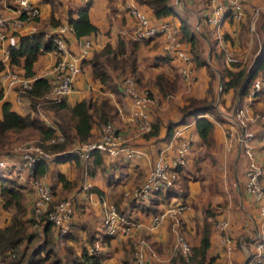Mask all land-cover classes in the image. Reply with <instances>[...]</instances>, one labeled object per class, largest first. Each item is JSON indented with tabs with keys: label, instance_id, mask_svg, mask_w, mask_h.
<instances>
[{
	"label": "crops",
	"instance_id": "1",
	"mask_svg": "<svg viewBox=\"0 0 264 264\" xmlns=\"http://www.w3.org/2000/svg\"><path fill=\"white\" fill-rule=\"evenodd\" d=\"M27 1L38 8L39 15L21 22L13 34V39L17 44L19 34L44 29L46 35L49 36L50 33L55 32L58 25L69 24L67 22L69 11H72V15L76 16V10L84 7L87 1H90L88 16L90 22L97 27V31L80 37L71 31L64 34L69 52L77 57L80 52L78 42L80 40L91 42L90 56L81 61L82 87L79 91L82 96L79 100L106 97L109 104L115 108L112 113V123L118 129L125 143L133 148V154L123 157L122 162H119L114 169L108 168L107 165L102 168L93 164L92 173L87 175L81 168V164L84 162L82 159L78 163L73 160L60 163L50 161L48 171L38 176L52 187L54 199L72 198L76 202L69 234L61 239L59 235L53 234V240L56 243L54 253L58 264H81L80 261H73L68 247L77 255L86 250L87 255L98 256L101 264H134L132 237H127L119 231L112 235H104L102 232L103 203L109 201L115 204L119 217L134 221L136 226H133L132 233L145 239L151 250L155 252L154 255H151L148 248L143 250L144 257L153 264H181L183 262L173 248L175 237L172 229L173 212L167 211L169 207L178 203L187 207L183 213L176 214V217L179 221L180 231L192 247L200 243L204 222L210 224V245L204 264H244L247 253L255 249L252 242L255 232L259 229L260 216L258 204L243 188L246 160L243 155L239 154L235 138L228 135L225 130L229 126V122L227 124L215 121L213 131L215 146L210 150L206 149L201 142L193 123L186 125L184 131L191 134L192 145L184 171L173 188L175 195L170 196L169 199L158 201L154 206L148 204L143 207L140 204H134L125 192L141 183L149 168L148 156H155L158 150L168 142L163 139L166 130L165 124L168 119L174 120L178 117L179 107L186 102L187 97H204L209 84L211 92L216 96L222 70L235 69L234 65H227L224 62L223 48L226 47L232 51L240 60L249 58L251 48L259 41V34L264 32L263 24V28H261V23H264V0H241L245 11L242 22H232L227 15L218 28L219 30L208 22V24L206 23V16L211 9L208 0H170L176 14L161 19L167 20L177 28L181 22H187L190 31L195 36L196 48L186 40L182 41V46L191 57L197 51L201 61L207 63L197 65L192 58L196 66V82L199 83L191 90L188 87L189 84L179 76L178 62L160 54L161 36L139 41L133 76L136 77L140 86L150 89L154 98L153 104L147 108L150 118L157 121L159 125L158 134L151 136L142 134L138 130L137 124L132 120L129 99L120 93H113L106 89L98 79L92 76V67L89 61L94 51L101 50L107 43L112 48H117L120 40L124 42L126 52L118 57H125L130 49L131 32L136 24L129 8L131 6L145 8L153 15L151 8L136 0ZM16 2V0H0V10L10 19L17 16ZM254 8L259 10L257 16L253 15ZM127 10L129 14L126 12ZM51 17L54 20H59V24L52 26L50 24ZM5 31L9 36L13 33L7 27H5ZM262 41L263 45L264 40L262 39ZM9 45L8 38L0 41V74L7 69L23 73L21 68L10 65L8 61ZM260 49L261 45L254 53V60ZM55 60L54 51H45L39 54L33 65L35 74L32 77H46L50 81ZM78 60H81L80 57ZM210 71L213 72L212 77ZM108 72L113 81H120L122 74L120 75L117 69L108 70ZM159 74L164 75L174 85L176 83L172 91L164 94L159 90V87L154 83ZM222 97V108H219L217 104V112L220 114H225L224 108L235 107L240 103L239 98L235 97L231 89L225 92ZM2 101L9 102L11 110L17 113L36 114L46 123H51V111L43 108L33 110L29 97L25 94L19 95L12 88L3 89V97L0 102ZM253 103L258 110L264 112V102L261 96L256 98ZM67 104L74 105L68 102ZM259 128L260 125L257 124L255 130H259ZM91 132L92 141L98 136L97 127L93 126ZM11 134L14 133L10 132L9 136ZM251 143L256 156L262 160L264 158V141L254 139ZM8 144L12 147L18 145L15 140ZM171 152L169 149L168 154ZM60 174L64 176L66 184H63L64 180L59 178ZM191 174L195 176L194 179H190ZM88 187L98 188L100 193L91 191ZM33 198L34 193L30 188H26L23 200L26 207L25 217L30 216ZM163 212L165 214L159 219L157 225L149 229L153 216ZM10 214L11 212L2 208L0 198V227L8 223ZM222 217L228 221L229 233L232 237L228 245L221 244L220 232L215 228V221ZM239 238H243V241ZM40 239L41 235L35 237L36 241ZM90 248H95V253H91ZM45 263L50 264L49 259ZM0 264H9V258L6 257L5 262ZM183 264L190 263L183 262Z\"/></svg>",
	"mask_w": 264,
	"mask_h": 264
},
{
	"label": "built area",
	"instance_id": "2",
	"mask_svg": "<svg viewBox=\"0 0 264 264\" xmlns=\"http://www.w3.org/2000/svg\"><path fill=\"white\" fill-rule=\"evenodd\" d=\"M17 1V16L13 19L8 18L0 10V41L8 38L9 49L16 48L18 44L13 39L15 30L24 19H32L39 15V10L27 0ZM210 3V12L207 22L214 28H220L223 20L230 15L234 21H241L245 16L241 0H208ZM130 13L136 20L135 27L131 32L132 40L153 39L162 37L160 54L167 56L178 62V70L182 79L191 84L197 80L196 66L191 55L182 46L180 40L181 34L176 26H172L167 20L148 17V15L135 6H131ZM258 8L253 9V15L257 16ZM12 30V35L5 31ZM71 31L70 24H60L56 27L54 33H50L55 49L56 60L52 66L51 87L43 97L44 102L58 101L65 98V95L73 88V82L76 75L81 71V61L91 54V42L89 40H80L79 56L72 55L66 45L64 34ZM224 62L227 65L240 63L242 60L233 54L226 47L223 48ZM80 57L81 60H78ZM255 61V60H254ZM253 61V63H254ZM252 63V64H253ZM251 65H249L250 67ZM264 61L259 68L258 74L254 77L245 100L235 106L231 113L222 114L229 122L225 128L227 134L232 135L238 145L239 154L245 157L244 167V190L251 196L254 202L258 204L259 229L255 232L253 238L254 250L247 253L244 264H257L261 260L264 250V158L258 159L255 154L252 140L259 139L264 141V129L259 134L255 126L264 124V112L256 109L252 105V99L263 87L264 81ZM35 78L26 77L18 71L4 70L0 74V86L14 89L19 95L31 88ZM221 86V85H220ZM120 89L122 95L129 99L131 105V118L137 124L141 133L151 129V122L148 108L154 102V98L148 87L140 86L135 77L131 74H125L120 79ZM184 126L176 128L171 138L165 146L160 149L155 157L149 158V168L140 184L125 192L132 201L147 202L153 195L159 191H165L172 187L179 178L180 171L187 163V155L191 149V134L184 131ZM63 140L62 134H57L48 140H30L14 146L13 151L16 156L3 154L0 156V168L10 171L13 176L21 183H28L29 188L34 193L32 217L33 224L41 221L43 218L51 222L60 233L66 232L74 216V199L63 198L53 201L54 195L51 186L40 177H29L27 174L40 159H47L54 156L55 153L49 152L45 146L60 142ZM171 149V154L168 150ZM73 152L83 161H88L94 153L104 154L110 161L117 158H123L133 154V148L127 144L116 126L110 122L101 124L98 136L95 140L86 141L80 144L72 145L60 153L66 154ZM187 209L182 203L169 207L167 211L173 212V232L175 252L181 255L183 262L190 260V244L183 233L180 231L179 221L176 214L183 213ZM165 212L153 216L151 227H155L159 219ZM102 232L104 235H112L120 232L127 237H132L131 246L134 257V264H153L143 255V250L148 248L151 255H154L147 241L132 232L133 226H136L132 220H124L119 217L115 204L111 201L103 203ZM215 228L220 232V242L228 245L232 240L229 233V224L226 218H218L215 221ZM243 238H239L242 240ZM95 248H90L91 253H95ZM181 262V264H183Z\"/></svg>",
	"mask_w": 264,
	"mask_h": 264
},
{
	"label": "trees",
	"instance_id": "3",
	"mask_svg": "<svg viewBox=\"0 0 264 264\" xmlns=\"http://www.w3.org/2000/svg\"><path fill=\"white\" fill-rule=\"evenodd\" d=\"M136 1L150 7L153 15L157 19L176 14L170 0ZM89 4L90 1H87L84 7L77 9L76 16L72 15V11L68 12L67 22L71 25L73 33L77 37L97 31V27L93 25L89 20ZM208 15L206 16V23ZM228 16L230 20H232V22H242L234 21L230 17V15ZM59 22V20H54L53 17L50 18V24L52 26L58 25ZM178 29L181 34L180 40L189 41L193 46L195 45L196 48L195 36L193 32L190 31L187 22H181ZM262 37V39L264 40V34H262ZM139 41L142 40H131L130 49L127 52L126 56L123 58L122 56L118 57V55L126 52L125 45L122 40L119 41L117 48H112L111 45L107 43L101 50L96 52L94 51L92 53L91 59L89 60L92 67V76L95 79H98L106 89L112 91L113 93H120L122 95L120 89V81H113L108 70L117 69L119 74H122V76H124L125 74L133 75L136 64V50ZM54 49L55 46L52 41V36H47L44 29L25 34H19L18 46L16 48L9 49L8 61L10 65L21 68L23 70V73L20 72L21 74L26 77H32L35 74L33 65L37 60L38 55L45 51H54ZM165 57L167 59H171L167 56ZM192 58L196 61L197 65H205L207 63L201 61L202 59L197 54V51H195ZM255 60H257V68L250 71L249 77H246L249 70L247 64L240 65V63H233L235 67L234 70H222L221 92L218 106L219 104L223 105L222 96L230 89L234 92L235 97L237 96L239 98V104H241L245 100L252 81L258 74L259 68L264 61V44L262 45ZM178 73L180 78L182 79L179 70ZM210 73V76L212 77L213 72L210 71ZM154 83L164 94L172 91V89L175 88L174 86L176 85V83L174 85V83H172L162 74L156 76ZM50 87L51 82L48 78L38 77L35 78L32 82L31 88L23 92L22 95H27L31 100V106L33 110H37L36 101L38 100V98L43 97L47 92H49ZM259 96H261L264 102V86L252 99V105L254 104L253 101L256 100V98H258ZM2 97L3 88L0 86V99H2ZM218 106L216 107L215 105V93L211 92V85L209 84L207 88V94L204 97H187L186 102L181 107H179L178 117L174 120H167L165 124L166 130L163 139H165V141H168L173 135V132L176 128L192 122L205 148L208 150L213 149V147L215 146V139L213 135L215 121L218 120L228 124L227 119L222 114L217 112ZM253 107L256 108L254 105ZM233 108V106L226 107L224 108V112L231 113ZM43 109L51 111V123H46L42 118L36 116V114L34 115L30 113H17L16 111L11 110L10 103L7 101H4L2 104V112L0 116V155H17V152L14 151H10V153L5 151L6 147L9 146L8 140L10 132L16 133L18 135L32 134L37 136L39 140H48L53 136H57V134L63 135L62 141L51 143L45 146V149L47 151L55 153L54 156L51 158L38 160L33 166L32 170L28 172L27 178L38 177L42 174H45L48 171V163L50 161L60 163L68 160H73L78 163L81 158L77 154L73 152L62 154L60 152L64 151L66 148L72 145L91 140L92 127L96 126L99 131L102 123L107 121L112 122V113L114 111L113 109L115 108L109 104L106 97H100L97 99H81L72 106L68 105L65 98L63 97L58 101L46 102L45 106H43ZM150 122L151 129L142 134L146 136L157 135L159 123L152 120L151 118ZM263 129L264 124H262L259 130H257V133L259 134ZM258 140L260 141V138ZM122 159L123 158H117L113 161H110L109 158H107L104 154L96 152L94 153L93 157L81 164V168L83 171H85L84 173L88 175V173H92L91 170L92 166L94 165L101 166L102 168L107 165L108 168L114 169L117 167V164L119 162H122ZM184 168L182 171H184ZM5 171L6 174L0 173V198L2 200V208L8 212H11V214L8 223L0 227V263L5 262V258L8 257L9 264L22 262H24L25 264H46L45 261L47 259H49L50 264H58V259L55 257L54 253L56 243L53 240V234L59 235L60 239L64 238L69 234L71 226L66 232L60 233L59 230L51 224V222L44 218L36 224H33V206H31L30 216L25 217L26 207L23 203L24 190L26 188H29L28 183H21L13 176L10 171ZM182 171H180L179 178L175 181L172 187L166 189L165 191H159L155 193L153 197L147 202H132L134 204H140L144 207L148 204H150L149 206H154L156 205V203H158V201L162 199H169L170 196L176 194L173 188H175V185L180 179ZM59 178L61 180H64V176L62 174L59 175ZM66 183L67 182L64 180L63 184ZM88 188L91 191L100 193V190L98 188ZM53 201L57 200L53 198ZM75 207L76 202H74V212ZM209 226V222H204L199 245L195 247H192L190 245L191 261H188V263L204 264L206 260L207 249L210 245ZM40 235L41 239L39 241H36L35 237H40ZM68 250L72 254L74 262L80 261L81 264H101L98 256L87 255L86 250H83L80 255L74 254L70 247H68ZM178 256H180V259H182L180 254ZM263 259L264 250L261 256V260L257 264H262Z\"/></svg>",
	"mask_w": 264,
	"mask_h": 264
},
{
	"label": "rangeland",
	"instance_id": "4",
	"mask_svg": "<svg viewBox=\"0 0 264 264\" xmlns=\"http://www.w3.org/2000/svg\"><path fill=\"white\" fill-rule=\"evenodd\" d=\"M138 9L144 11L148 15V17L153 18V15H151V12L148 9H145V8L144 9L138 8ZM126 12L128 13V10ZM263 22H264V18H263ZM262 24L264 25V23H261V28L264 27V26L262 27ZM262 34H264L263 31L261 32V35L259 34V41H257L256 44L254 45V47L251 48L252 51H251V54H250L249 58L246 59V60H242L240 62V65H243V64L246 65L247 64L248 67H249V65H252V63L254 61V53H255V51L258 49V47L260 45L262 47V43H263V41H262V38H263L262 37ZM80 74H81V71L76 75V77L74 79L72 90L65 95V99L68 97L67 98V102L69 104H71V105L74 104L77 100H79L80 97L82 96V93L79 91V90H81V87H82ZM196 81L193 82V83H191V84H189V86L188 85L187 86L192 90L193 87H197L198 86V83L199 82H196ZM220 85L221 84L219 83L218 88H217V92H216V96H215V105L216 106H217V104H218V102L220 100V92H221V86ZM0 100H2V99H0ZM2 102H4V101H2ZM2 102H0V106L3 104ZM45 103L46 102L43 101V98H38V100L36 101L37 110L40 109V108H43V106H45ZM219 108H222V104H219ZM0 109H1L0 110V113H1L2 112V106H1ZM13 138H15V139H13ZM12 140L17 141V144H20V143L25 142V141L39 140V138L37 136H35V135H32V134L18 135L16 133H14V134H11L9 136L8 143H11ZM13 148L14 147H12V146H7L6 149H5V151L8 152V153H10V151H13ZM0 173L6 174V171L3 168H0ZM194 178H195V176H193V174H191L190 175V179H194ZM262 264H264V259L262 260Z\"/></svg>",
	"mask_w": 264,
	"mask_h": 264
},
{
	"label": "water",
	"instance_id": "5",
	"mask_svg": "<svg viewBox=\"0 0 264 264\" xmlns=\"http://www.w3.org/2000/svg\"><path fill=\"white\" fill-rule=\"evenodd\" d=\"M256 68H257V60H255L254 63L249 67V70H248L246 77H249L250 71H252L253 69H256ZM220 84H221V82H220Z\"/></svg>",
	"mask_w": 264,
	"mask_h": 264
}]
</instances>
